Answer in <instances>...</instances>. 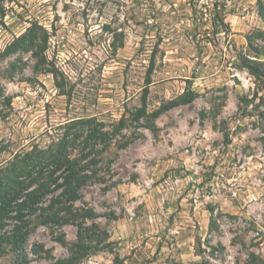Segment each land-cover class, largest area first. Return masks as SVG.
Returning a JSON list of instances; mask_svg holds the SVG:
<instances>
[{"label": "rangeland", "instance_id": "obj_1", "mask_svg": "<svg viewBox=\"0 0 264 264\" xmlns=\"http://www.w3.org/2000/svg\"><path fill=\"white\" fill-rule=\"evenodd\" d=\"M34 27L47 50L5 56ZM0 114V163L72 118L112 133L84 225L36 226L24 264H264V0H0Z\"/></svg>", "mask_w": 264, "mask_h": 264}, {"label": "trees", "instance_id": "obj_2", "mask_svg": "<svg viewBox=\"0 0 264 264\" xmlns=\"http://www.w3.org/2000/svg\"><path fill=\"white\" fill-rule=\"evenodd\" d=\"M221 17L222 13L216 11L217 21ZM48 40L43 28H29L7 46L4 54L9 56L18 51L43 53L47 50ZM46 61V56L39 59V63ZM49 72L54 76L57 89H60L62 84L58 81L57 70ZM148 93L146 88L141 107L133 114L137 121L147 115ZM190 101L192 98L186 102ZM8 105H11L9 100ZM119 125L123 122L120 121ZM57 127L63 131L62 134L54 135L48 130L45 136L48 143L42 139L30 149L15 152L0 163V259L14 253L16 264H24L26 243L38 225H84L77 215L82 210H76L75 204L82 198L81 193L86 186L101 181L99 165L103 160L104 147L111 143L109 137L112 133L94 116L72 118ZM7 147L2 145L0 149ZM82 240L77 247L86 255L98 251L102 243L91 245ZM84 257L65 259L62 264H78Z\"/></svg>", "mask_w": 264, "mask_h": 264}]
</instances>
